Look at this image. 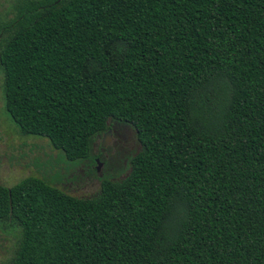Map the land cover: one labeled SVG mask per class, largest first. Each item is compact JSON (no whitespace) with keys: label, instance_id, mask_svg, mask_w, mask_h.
Masks as SVG:
<instances>
[{"label":"trees","instance_id":"1","mask_svg":"<svg viewBox=\"0 0 264 264\" xmlns=\"http://www.w3.org/2000/svg\"><path fill=\"white\" fill-rule=\"evenodd\" d=\"M3 108L69 161L125 123L139 150L76 197L0 183L9 264H264V0H16Z\"/></svg>","mask_w":264,"mask_h":264},{"label":"rangeland","instance_id":"2","mask_svg":"<svg viewBox=\"0 0 264 264\" xmlns=\"http://www.w3.org/2000/svg\"><path fill=\"white\" fill-rule=\"evenodd\" d=\"M16 0H0V21L12 17ZM3 108L0 75V183L12 185L26 176H37L76 197L98 193L102 178L119 180L128 171L129 158L139 150L137 133L117 126L101 146L103 133L93 137L89 157L69 161L46 138L22 137ZM127 165L124 166L125 158ZM97 158V160H96ZM15 232L0 225V264H9L15 248Z\"/></svg>","mask_w":264,"mask_h":264},{"label":"flooded vegetation","instance_id":"3","mask_svg":"<svg viewBox=\"0 0 264 264\" xmlns=\"http://www.w3.org/2000/svg\"><path fill=\"white\" fill-rule=\"evenodd\" d=\"M108 124H110L109 125V127L107 128V130H110V132L111 131H114V130H116V127L118 126H123L124 128H127V129H129V130H132V128L128 125V124H125V123H119V122H114V123H108ZM107 130H105V131H107ZM104 131V132H105ZM103 132V133H104ZM103 147V146H102ZM138 150H136V152H137ZM135 152V153H136ZM127 157L125 158V161H124V166H123V168L127 165ZM96 160H97V158H96Z\"/></svg>","mask_w":264,"mask_h":264},{"label":"water","instance_id":"4","mask_svg":"<svg viewBox=\"0 0 264 264\" xmlns=\"http://www.w3.org/2000/svg\"><path fill=\"white\" fill-rule=\"evenodd\" d=\"M110 130H107L103 133V140L101 142V146H105L106 143L110 140Z\"/></svg>","mask_w":264,"mask_h":264}]
</instances>
